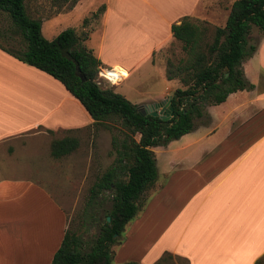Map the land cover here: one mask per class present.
Segmentation results:
<instances>
[{
    "label": "crops",
    "instance_id": "0c3cea01",
    "mask_svg": "<svg viewBox=\"0 0 264 264\" xmlns=\"http://www.w3.org/2000/svg\"><path fill=\"white\" fill-rule=\"evenodd\" d=\"M83 1L56 15L66 16ZM219 1L207 0L201 6L204 0H104V12L89 21L88 37L96 31L99 38L97 49L90 50L100 60L104 76L107 71H120L126 80L143 63L163 65L161 53L179 43L171 26L183 17L209 23L224 19V27L235 0L217 5ZM89 38L83 43L87 49ZM256 54L260 55V70L255 82H250L246 66ZM254 55L242 65L254 90L229 95L222 104L234 98L238 105H231L219 120L210 113L215 106L208 107L207 124L194 129L190 143L178 148L203 146V152L175 163L174 169L183 170L162 173L170 176V185H176V209L163 214L162 206L158 226V216L153 214L134 219L129 241L123 244L132 252L133 261L154 264L169 253L186 264H255L264 256V89L258 91L264 76V39ZM169 82L179 87L177 81ZM166 94L169 98L168 89ZM164 99L153 97L152 101ZM79 105L60 82L0 49V149L9 143L11 160L28 150V141L18 145L21 137L36 140L39 154V139L44 135L65 133L64 137L78 140L77 134L94 126ZM79 149L80 145L55 160L72 159L73 167L83 165L84 158L73 155ZM46 153L53 158L50 146ZM29 182L0 178V264H51L68 229L66 213L50 190ZM155 226L157 231L151 235ZM138 232L147 247L130 244V237Z\"/></svg>",
    "mask_w": 264,
    "mask_h": 264
},
{
    "label": "trees",
    "instance_id": "16d2710c",
    "mask_svg": "<svg viewBox=\"0 0 264 264\" xmlns=\"http://www.w3.org/2000/svg\"><path fill=\"white\" fill-rule=\"evenodd\" d=\"M28 1L0 0V13L9 17L22 46L10 50L0 45V49L60 82L86 111L93 125L108 128L109 122L118 123L124 134L120 141L113 139L116 148L113 165L89 191V203L103 192H110L111 208L99 225V233L85 241L67 229L51 264H113L112 247L121 243L126 227L141 212L144 194L157 181L152 149L165 147L191 133L198 121L207 124L208 107L224 103L236 92L254 90L242 65L257 49L249 41L253 28L264 37V0H235L224 27L189 16L171 26L183 56L176 63L168 61L165 69L166 79L180 84L170 97L172 116L168 119L142 115L124 96L101 88L97 82L101 62L83 44L88 34L81 38L74 29H67L52 41L45 40L41 20L27 12ZM50 1L60 13L72 9L79 0ZM104 10L102 5L90 15L91 19H98ZM88 23L84 19L81 28ZM78 146L74 137L56 139L50 144V155L59 159L75 152ZM173 259L171 254L164 253L154 264H168ZM255 264H264V256Z\"/></svg>",
    "mask_w": 264,
    "mask_h": 264
},
{
    "label": "rangeland",
    "instance_id": "374dc122",
    "mask_svg": "<svg viewBox=\"0 0 264 264\" xmlns=\"http://www.w3.org/2000/svg\"><path fill=\"white\" fill-rule=\"evenodd\" d=\"M206 1L207 0H204L201 6H205L204 4ZM225 1H228L230 4L233 0H220L217 5H221ZM104 4V0H85L66 16L58 17L56 15L57 9L51 6L50 0H30L27 2V12L30 17L41 20V34L47 41H52L61 32L67 29H74L82 38L83 34L89 33L90 24L92 23L91 21L89 26L82 29L81 24L83 20L87 19L90 21V12H97ZM216 7L218 6H212L210 8ZM210 24L215 27H223L224 19L216 20L214 23L211 22ZM94 32L95 33L90 35V38L88 37L89 43L87 47L89 50L97 49V41L99 38H97L98 33H96V31ZM0 33H3L0 34L1 46L10 50H19L22 48L19 43L20 39L15 33L9 17L4 13H0ZM263 39L264 37L261 32L257 28H253L249 37L250 43L257 46ZM139 56L141 57L142 55ZM182 56L181 45L177 43L175 46L161 53L163 65L157 63V66L154 67L151 63H143L137 72L118 86L111 84L100 75H98L97 82L101 88L111 89L113 92L124 96L129 102L136 105L140 111L150 110L153 107L159 111V105L164 101L166 102L176 89L175 85L167 81L165 75H163L164 67L166 69L168 61L176 63ZM259 57V54L254 55L246 66V77L250 82L251 80L255 82L256 75L260 70ZM99 73H102L101 69ZM178 85L180 87L179 83ZM167 89L168 96H170L169 98L166 94ZM262 89H264V76L261 77L258 91L260 92ZM152 96L165 99L160 102H154L152 101ZM234 101V98H232L228 104H220L219 106L212 107L210 113L216 117V120H219L221 113H226L231 105H238ZM79 108L81 109L80 111L86 114L85 110L80 105ZM202 123V121H198L197 127L203 125ZM65 135L68 134L63 133L58 134V136L50 134L48 136L44 135L43 139H39L41 140L39 141L41 144H39L41 154H39V151H37L35 147L36 140L33 141L29 140L28 137H21L18 139V145L24 146L28 141L26 147L28 150L18 153V158L12 160L9 158L11 156H9L7 150L10 144L7 143L4 148L0 149V178L11 177L26 179L32 181L29 182L32 184L34 182H39L41 186H38L46 191L50 190L54 198L64 209L67 216L68 229L76 232L83 240L89 241L99 233V225L103 223L106 212L111 208L110 192H103L95 201L89 203V191L99 178L113 165L116 158V148L113 145V139L120 141L124 138V134L118 123L114 122H109L108 128L94 125L88 128L86 132L82 133L81 136L77 134V137L79 136L78 141L80 149L73 155H80L84 158L85 162L83 165H75V167L69 162L72 159H49L50 156L46 153V149L49 150L51 141L61 139ZM194 136L195 134L190 133L165 147L152 149L157 160L159 175L154 186L144 194L141 212L137 215L135 220L139 219L141 216L149 218V214H153L154 216H158L156 224L158 226L162 222L160 219L162 206H164L163 208L165 211L163 214L169 211L173 212L176 209V202L173 197L176 185L175 188L174 184L170 185V176L162 175V173L183 170L181 167L174 169L175 163L182 162L184 159H194L203 152V146L186 147L184 150L178 149L183 143H190L189 141ZM138 138V136L135 137L136 140H138ZM206 142V140H203V145H205ZM178 183L181 182L177 181L176 184ZM164 187H168L167 192L163 195H159L160 190ZM166 217L167 215H165L162 220L164 221ZM134 221L126 227L122 239L120 240L121 243L112 247L114 253L113 264H121L134 260L131 257L132 252L129 248L125 249V247H123V244L129 241L127 235H129ZM157 226L153 228L151 235L157 231ZM116 239H118V237H116ZM146 241L147 240L142 239L140 232L132 234V237H130V244L133 246L136 244L140 247H147ZM168 264L186 263L182 260L173 259V261Z\"/></svg>",
    "mask_w": 264,
    "mask_h": 264
},
{
    "label": "water",
    "instance_id": "95a60500",
    "mask_svg": "<svg viewBox=\"0 0 264 264\" xmlns=\"http://www.w3.org/2000/svg\"><path fill=\"white\" fill-rule=\"evenodd\" d=\"M160 110L157 111L156 108H151L150 110L146 111H140L142 115L150 114L153 117H160L162 119H168L172 116V106L170 103V99L167 100L166 102H162L160 105ZM109 221V218H108Z\"/></svg>",
    "mask_w": 264,
    "mask_h": 264
},
{
    "label": "bare ground",
    "instance_id": "6f19581e",
    "mask_svg": "<svg viewBox=\"0 0 264 264\" xmlns=\"http://www.w3.org/2000/svg\"><path fill=\"white\" fill-rule=\"evenodd\" d=\"M105 73V77L113 85H119L125 80L123 73H121L120 71H107Z\"/></svg>",
    "mask_w": 264,
    "mask_h": 264
},
{
    "label": "built area",
    "instance_id": "2783aa9c",
    "mask_svg": "<svg viewBox=\"0 0 264 264\" xmlns=\"http://www.w3.org/2000/svg\"><path fill=\"white\" fill-rule=\"evenodd\" d=\"M99 75H100V76H103V78H105V79H106V77H105V76H104L102 73H99ZM109 82H110V81H109Z\"/></svg>",
    "mask_w": 264,
    "mask_h": 264
}]
</instances>
